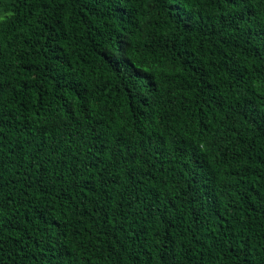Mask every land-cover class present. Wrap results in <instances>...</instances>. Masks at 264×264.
I'll return each mask as SVG.
<instances>
[{
	"label": "trees",
	"instance_id": "trees-1",
	"mask_svg": "<svg viewBox=\"0 0 264 264\" xmlns=\"http://www.w3.org/2000/svg\"><path fill=\"white\" fill-rule=\"evenodd\" d=\"M0 264H264V0H0Z\"/></svg>",
	"mask_w": 264,
	"mask_h": 264
}]
</instances>
